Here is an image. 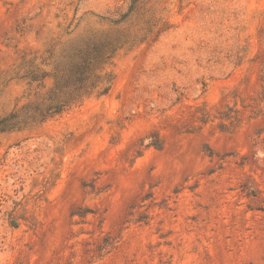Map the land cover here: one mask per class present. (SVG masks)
I'll return each instance as SVG.
<instances>
[{
    "label": "rangeland",
    "instance_id": "rangeland-1",
    "mask_svg": "<svg viewBox=\"0 0 264 264\" xmlns=\"http://www.w3.org/2000/svg\"><path fill=\"white\" fill-rule=\"evenodd\" d=\"M130 2L0 0V117L23 59ZM125 25L146 40L106 96L0 134V264H264V0H143Z\"/></svg>",
    "mask_w": 264,
    "mask_h": 264
},
{
    "label": "trees",
    "instance_id": "trees-1",
    "mask_svg": "<svg viewBox=\"0 0 264 264\" xmlns=\"http://www.w3.org/2000/svg\"><path fill=\"white\" fill-rule=\"evenodd\" d=\"M142 1L131 0L126 13L108 20V31H88L74 38H70L72 32L65 33L69 37L59 55L53 46L39 63L36 57L23 59L17 78L27 87V102L0 117V134L42 124L91 97L106 96L114 78L110 68L115 56L146 40L147 32L125 27Z\"/></svg>",
    "mask_w": 264,
    "mask_h": 264
}]
</instances>
